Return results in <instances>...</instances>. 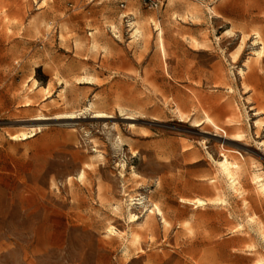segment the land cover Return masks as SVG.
I'll return each mask as SVG.
<instances>
[{"label":"rangeland","instance_id":"1","mask_svg":"<svg viewBox=\"0 0 264 264\" xmlns=\"http://www.w3.org/2000/svg\"><path fill=\"white\" fill-rule=\"evenodd\" d=\"M156 1L0 0V264L264 259V195L256 188L264 177V126L256 127L264 125V63L252 34L264 32V0ZM135 23L153 35L149 44L133 41ZM195 40L211 46L206 55ZM247 62L257 75L244 83L238 69ZM214 67L223 71L219 81ZM174 68L191 79L175 82ZM177 93L221 108L183 120L171 102ZM97 111L112 118H92ZM72 115L78 119H62ZM208 116L228 138L201 126ZM239 128L244 140H229ZM236 157L242 197L218 166ZM81 172L83 180L68 182ZM196 199L206 205L196 208ZM154 204L170 227L150 214Z\"/></svg>","mask_w":264,"mask_h":264},{"label":"bare ground","instance_id":"2","mask_svg":"<svg viewBox=\"0 0 264 264\" xmlns=\"http://www.w3.org/2000/svg\"><path fill=\"white\" fill-rule=\"evenodd\" d=\"M194 6V5H193ZM192 6V7H193ZM189 7H190V5H189ZM195 8V7H194ZM214 8V7H213ZM192 9V8H191ZM215 9V8H214ZM213 13L215 12V11H213V9H210ZM197 11V10H196ZM193 12H195V10L193 11ZM192 14V13H191ZM195 14V13H194ZM193 14V15H194ZM215 15H216V12L214 13ZM196 15V14H195ZM193 17V16H192ZM195 18V17H194ZM217 18H221V16H219V15H217ZM185 19H187V18H185ZM147 22H148V20H147ZM157 23V22H156ZM156 23H154V26L156 27V28H158V25L156 24ZM149 24V23H148ZM159 24V23H158ZM150 25V24H149ZM148 25V26H149ZM145 26H146V24H145ZM141 26L140 25H138V24H136L135 23V25L133 26V28H132V38H133V41H135V42H137L138 41V38L139 39H142L143 41H144V43H146V44H149L151 41V38L153 37V35H152V37H151V33L149 32V31H147V30H144V32H142V30H141V28H140ZM143 27V26H142ZM154 27V28H155ZM148 28V27H147ZM146 28V29H147ZM149 29V28H148ZM233 29V28H232ZM155 30V29H154ZM162 29H160V31H159V33H158V35H157V44H158V47L160 48V51L162 52V54H163V56L164 57H166V55L168 54V51H167V47L165 46V43H164V40H163V33H162V31H161ZM235 32V31H234ZM244 33V32H243ZM246 34V36H244V34H243V36L241 37L242 39H241V42H240V44H239V46H238V49H237V51L235 52V53H231L230 54V60H229V64H230V66H234V65H237L238 64V62H239V59H240V56H241V53H242V51H243V49H244V47H245V45H246V41H247V39H249V34L248 33H245ZM249 36H248V35ZM253 34V36H254V41H253V45H259L260 46V50L256 53V55H257V57H256V59L258 60L257 61V64H260V65H262V63H264V32H260V31H255V32H253L252 33ZM233 36H234V33L230 30V29H227L225 32H224V34H223V38L224 39H227V40H229V39H231V38H233ZM252 36V35H251ZM93 37H95V36H93ZM60 39H65L62 35H60ZM93 39V38H92ZM253 39V38H252ZM206 42V41H205ZM145 45V44H144ZM194 46H195V49H196V51L199 53V54H205L206 52H208L209 50H210V48H211V46L209 45V44H207V42L206 43H200V42H198V41H196L195 40V42H194ZM96 47H97V42H96V40L95 39H93L92 40V45H91V48L92 49H96ZM148 47V46H147ZM206 55V54H205ZM250 62V61H249ZM249 62H247L246 64H245V67H246V70H244V69H238V76L241 78V80L245 83V82H247L249 79H250V77H252L253 75H257V71L251 66V62L249 63ZM259 62V63H258ZM253 64V63H252ZM166 66H167V64H166ZM166 68V67H165ZM224 70V69H223ZM172 77H173V80L175 81V82H180V81H186V80H188V79H191V74H189V72H184L183 70H181V71H178L177 70V68H174V69H172ZM213 73V72H212ZM193 76V75H192ZM91 78V77H90ZM209 78V77H208ZM214 78L215 79H218V80H216V81H219V79H221V78H223V71H222V69L220 68V67H214ZM213 78V79H214ZM211 79V78H210ZM30 80H32V79H30ZM29 80V81H30ZM260 80H262V79H260ZM222 81V80H221ZM225 82V81H224ZM262 82H264V81H262ZM221 83V82H220ZM220 83H219V85H220ZM37 81L35 80V79H33L32 80V85H31V87L30 88H34L35 89V87H37ZM256 84H258V83H256ZM217 85H218V83H217ZM218 85V87H220ZM222 85V84H221ZM243 85V84H242ZM215 86V85H214ZM244 86H246V85H244ZM223 87V86H222ZM249 87V86H248ZM29 88V89H30ZM247 89V88H246ZM250 89V88H249ZM254 89V88H253ZM250 90H252V89H250ZM248 91V90H247ZM257 97V96H256ZM259 97H260V95H259ZM261 99V98H260ZM29 101H30V99H29ZM171 102L173 103V106H175V111H176V113H177V115L181 118V119H189L190 118V116H192L193 114L192 113H194V115L197 117L200 113H204V114H207L208 112H211L212 110H217L218 108H221L220 106H219V103H217L216 101H213V100H211V98H209V97H204V96H201V94H200V98L197 100V102H194L193 100H187L184 96H182V95H180V94H178L177 93V95L175 96V97H173V98H171ZM28 103V102H27ZM171 103V104H172ZM89 105H88V107H86L87 109H88V111L87 112H89L90 110H92L93 108H94V103H92V102H90V103H88ZM230 104V103H229ZM228 104V105H229ZM169 105V104H168ZM221 105V104H220ZM170 106H172V105H170ZM230 106V105H229ZM238 108V107H237ZM239 109V108H238ZM234 110V109H233ZM121 112H123V111H121ZM262 112H264V110H262ZM259 109L258 110H256L255 111V113H256V115H261V113H262ZM84 113V112H83ZM82 114V113H81ZM94 116L92 117V118H94V119H110V118H112V116L110 115V114H107V113H104V112H99V111H97V112H94ZM190 114H192V115H190ZM212 114V113H211ZM71 115V114H70ZM69 115V116H70ZM73 115H75V114H73ZM72 115V116H73ZM209 115V114H208ZM68 117V116H66V117H64V118H62V119H69V120H76V119H78L77 117H75V116H73V117ZM211 117V116H210ZM240 117V116H239ZM239 117H238V119H233V120H230L229 121V123L231 124V125H234V124H240V120H239ZM58 118V117H57ZM59 119V118H58ZM61 119V118H60ZM205 119V118H204ZM213 119V118H212ZM211 118H209V116L208 117H206V120L203 122L202 120H200V121H202L203 122V124H201L202 122H199L196 118H195V124L196 123H200L201 124V126H205L204 127V129L205 130H211V127H213L214 129H216V133H217V131H220V132H222L223 133V135H222V138H228V133H227V131L225 130V129H223V128H221L222 126H219V124H217V123H219V122H215V121H213ZM41 120H45V119H35V121H41ZM124 120H129V121H131V120H134L130 115H128ZM193 120V119H192ZM193 122V121H192ZM199 125V124H198ZM240 126V125H239ZM262 126H264V125H262L261 123H260V121H256V127H257V131H258V133H260L259 132V130H261V128H262ZM34 128V127H33ZM232 128V127H231ZM213 131V130H212ZM221 133V134H222ZM217 135V134H216ZM244 136H245V132L242 130V129H237L236 131H235V133H233L232 135H230L229 136V140H231V141H234V142H238L239 141V139H243L244 138ZM22 137L24 138H26V134H23L22 135ZM203 139H205V138H203ZM244 140V139H243ZM120 141V143H122V140L120 139L119 140ZM115 143V142H114ZM122 145V144H121ZM120 146V145H119ZM262 147H264V143H262ZM98 150V149H97ZM230 152V151H229ZM198 157V156H197ZM196 157V158H197ZM195 158V157H194ZM193 158V159H194ZM241 158H243V157H241ZM99 159V158H98ZM236 164L235 165H233L230 161H228V160H224V161H222V162H219L218 163V166H219V171H220V173L228 180V182H229V186H230V188L237 194V195H239V196H243V190H244V188H243V190H242V185H241V183H240V181H239V179H238V177H237V174H236V170L237 169H240L241 167H242V165H243V162H242V160L241 159H239V158H237L236 157ZM195 163V162H194ZM255 163V162H254ZM84 170H86V169H88V165H85V167L83 168ZM260 175V174H259ZM261 175L260 176H257V179H258V181L256 182V188H257V193H258V195H264V181H262L261 180ZM262 178H264V177H262ZM73 179H76V180H83L84 179V172H81V173H79L78 174V176L76 177V178H74V177H69L68 178V182L69 183H71V182H73ZM67 181V180H66ZM215 181V180H214ZM68 183V184H69ZM230 189V190H231ZM246 192V191H245ZM260 193V194H259ZM194 205H196L197 207L196 208H199V207H204L205 205H206V203H205V201H203L202 199H196L195 201H194ZM151 206V205H150ZM154 206H155V208L154 209H152L151 211H150V214H152V212H153V214H157L159 217H161V219H162V223L164 224V226L165 227H170L171 226V224H170V222L165 218V216H164V213H163V211L160 209V207H158L157 205H155L154 204ZM246 207V206H245ZM134 216L135 215H132V219L134 218ZM257 218V217H256ZM251 221L253 222L254 221V218H252L251 219ZM187 224V223H186ZM240 228V227H239ZM242 228V227H241ZM110 230H112V229H110ZM260 230L262 231V236H264V227H260ZM114 232V231H113ZM249 249H253V251H254V246H249ZM256 263L257 264H264V259H259V260H257L256 261Z\"/></svg>","mask_w":264,"mask_h":264},{"label":"built area","instance_id":"3","mask_svg":"<svg viewBox=\"0 0 264 264\" xmlns=\"http://www.w3.org/2000/svg\"><path fill=\"white\" fill-rule=\"evenodd\" d=\"M145 5L149 4V5H152V6H158V3L156 0H141ZM120 7L121 8H124L125 7V3H121L120 4Z\"/></svg>","mask_w":264,"mask_h":264},{"label":"crops","instance_id":"4","mask_svg":"<svg viewBox=\"0 0 264 264\" xmlns=\"http://www.w3.org/2000/svg\"><path fill=\"white\" fill-rule=\"evenodd\" d=\"M121 3H125V2H121ZM132 16V15H131Z\"/></svg>","mask_w":264,"mask_h":264}]
</instances>
